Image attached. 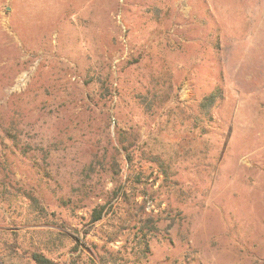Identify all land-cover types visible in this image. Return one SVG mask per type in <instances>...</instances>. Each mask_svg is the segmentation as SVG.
<instances>
[{"label": "rangeland", "instance_id": "1", "mask_svg": "<svg viewBox=\"0 0 264 264\" xmlns=\"http://www.w3.org/2000/svg\"><path fill=\"white\" fill-rule=\"evenodd\" d=\"M35 251L264 264V0H0V264Z\"/></svg>", "mask_w": 264, "mask_h": 264}, {"label": "trees", "instance_id": "2", "mask_svg": "<svg viewBox=\"0 0 264 264\" xmlns=\"http://www.w3.org/2000/svg\"><path fill=\"white\" fill-rule=\"evenodd\" d=\"M219 97H221V92L217 91L216 93H213L209 96H207L204 101L201 103L200 108L201 111H203L205 113V115H208L212 109V107H214V105L216 104V102L218 101ZM127 194H124L123 197H127ZM27 199L30 201L31 205H34L36 207H40V209L44 210V207L41 206L40 202L38 199H36L34 196L31 195H26ZM109 204H103V205H98L96 206L91 214H90V221H89V225L91 227H93V225L95 223L100 222L102 219H104L108 213L111 211V207L108 208ZM152 223L151 221L148 220H143L140 219V225H142L140 227V229H145L147 227H150L149 224ZM54 233V232H53ZM88 233V232H87ZM87 233H85V236H83L84 240L86 239V235ZM61 234V233H60ZM63 235V234H62ZM76 243L74 245V251L77 252L80 249V246L82 245V243L80 242V239L78 238L77 240L75 239ZM146 245H148L147 242L143 243ZM146 249H149V247L147 246ZM144 251V250H143ZM30 258H32V260L36 263V264H58L56 261H54L51 258H48L45 254L35 251V252H29ZM91 257V256H90ZM91 260L95 261L92 257ZM80 260H78V262H74V264H78ZM101 264H108L107 260L102 259L100 260Z\"/></svg>", "mask_w": 264, "mask_h": 264}]
</instances>
